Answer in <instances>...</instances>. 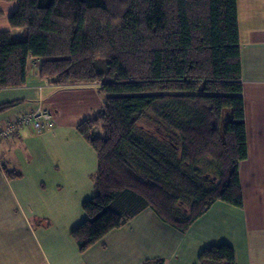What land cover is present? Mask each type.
Wrapping results in <instances>:
<instances>
[{
    "label": "trees",
    "instance_id": "trees-1",
    "mask_svg": "<svg viewBox=\"0 0 264 264\" xmlns=\"http://www.w3.org/2000/svg\"><path fill=\"white\" fill-rule=\"evenodd\" d=\"M0 1L17 5L0 31V90L24 86L34 58L50 84H93L103 99L76 128L97 155L95 195L70 233L79 251L145 208L181 232L216 200L242 205L236 0ZM198 257L236 264L224 243Z\"/></svg>",
    "mask_w": 264,
    "mask_h": 264
},
{
    "label": "crops",
    "instance_id": "crops-1",
    "mask_svg": "<svg viewBox=\"0 0 264 264\" xmlns=\"http://www.w3.org/2000/svg\"><path fill=\"white\" fill-rule=\"evenodd\" d=\"M236 5L247 148L237 170L242 205L216 200L181 232L145 208L79 251L70 233L95 195L97 155L76 128L103 99L93 84H50L29 58L25 85L0 90V104H12L0 112V128L38 108L53 125L42 132L23 126L0 139V264H200L199 254L220 243L233 248L236 264H264V0ZM16 7L0 1V31L11 30ZM21 32L12 30L16 38Z\"/></svg>",
    "mask_w": 264,
    "mask_h": 264
},
{
    "label": "built area",
    "instance_id": "built-area-1",
    "mask_svg": "<svg viewBox=\"0 0 264 264\" xmlns=\"http://www.w3.org/2000/svg\"><path fill=\"white\" fill-rule=\"evenodd\" d=\"M53 125L52 117L47 109H34L24 113L15 121L9 122L5 127L0 128V139L9 138L13 132L26 126L36 132H42Z\"/></svg>",
    "mask_w": 264,
    "mask_h": 264
},
{
    "label": "rangeland",
    "instance_id": "rangeland-1",
    "mask_svg": "<svg viewBox=\"0 0 264 264\" xmlns=\"http://www.w3.org/2000/svg\"><path fill=\"white\" fill-rule=\"evenodd\" d=\"M2 26V25H1ZM7 26L9 27V23H8V21H7ZM3 27V26H2ZM10 137V136H9Z\"/></svg>",
    "mask_w": 264,
    "mask_h": 264
}]
</instances>
